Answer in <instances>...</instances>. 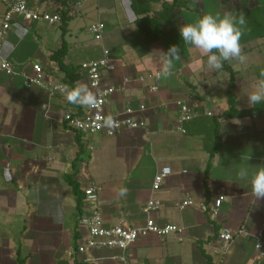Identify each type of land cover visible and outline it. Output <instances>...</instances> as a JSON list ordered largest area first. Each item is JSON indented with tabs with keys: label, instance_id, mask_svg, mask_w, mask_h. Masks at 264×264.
I'll use <instances>...</instances> for the list:
<instances>
[{
	"label": "crops",
	"instance_id": "crops-1",
	"mask_svg": "<svg viewBox=\"0 0 264 264\" xmlns=\"http://www.w3.org/2000/svg\"><path fill=\"white\" fill-rule=\"evenodd\" d=\"M172 1L150 4L148 16L158 19L160 34L149 46L142 41L129 0H88L78 10L75 0L70 6L64 64L79 69L76 84L96 95L81 65L99 59L102 48L108 50L115 70L103 72L102 86L115 92L106 113L122 114L130 107L145 122L143 129L112 138L78 135L66 126L65 115L84 107L66 101L62 74L50 59L60 47L58 26L12 22L2 58L16 74L0 71V264H258L255 245L262 234L264 246V199L255 200L249 179L239 173L246 169L250 177L264 167V104L249 107L244 96L264 71V0H180L188 9L176 8L159 18L162 4ZM30 2L51 14L64 9V0ZM5 9L0 0V15ZM241 12L247 20L240 41L247 60L224 62L234 73L231 93L238 113L227 117L228 72L209 69L207 54L184 44L179 29L203 15ZM97 21L105 25L101 45L88 32ZM172 46L181 57L174 61L173 74L148 79L160 71L161 53ZM34 65L61 91L50 95L27 88L25 79L33 75ZM152 85L156 92H150ZM180 102L196 115L182 125L184 134L177 130ZM163 167L171 174L154 190L153 178ZM66 175L73 176L81 192L98 188L95 206L107 225L123 221L142 226L143 208L154 199L160 204L151 215L154 223L174 225L181 232L140 238L124 261L118 251L78 254L84 233L78 221L90 209L83 200L77 208ZM220 196L224 200L214 218L211 211ZM187 200L192 204L181 208ZM222 228L232 231L234 241L219 258L213 251Z\"/></svg>",
	"mask_w": 264,
	"mask_h": 264
},
{
	"label": "built area",
	"instance_id": "built-area-1",
	"mask_svg": "<svg viewBox=\"0 0 264 264\" xmlns=\"http://www.w3.org/2000/svg\"><path fill=\"white\" fill-rule=\"evenodd\" d=\"M5 5V11L0 15V71L8 76H14L16 73L13 67L2 58L3 45L6 41L8 32L11 30L12 22L22 21L28 23L43 22L49 27L60 26V16L58 13L51 14L38 6L33 5L30 0H1ZM88 0H78L75 9L81 8L82 4ZM121 1V0H120ZM88 32L93 41L102 44L105 33V25L100 22L92 23ZM108 50L102 48L101 57L97 60H91L81 65L89 87L95 91L97 97V105L92 108H83L81 113L67 114L64 117L66 126L82 136H93L102 134L107 138H112L124 130H137L145 128V122L134 117L135 111L130 107H126L122 114L109 115L105 111V106L110 96L115 92L113 87L102 86L103 72H112L115 66L111 60ZM158 73H150L147 78L154 81L158 80ZM140 81H143L140 78ZM27 88H40L48 91L50 95H54L61 91L62 87L45 79L39 65L33 66V75L25 79ZM157 86L152 85L150 92H156ZM144 106H139L138 111L144 112ZM210 116V113H207ZM193 110L185 103H178V126L177 130L184 134L182 125L193 120L195 117ZM109 118H111L109 120ZM171 174L168 167H163L156 172L153 178V189L156 190L164 183L165 179ZM83 202L89 206L88 214L80 217L78 226L84 233H81L82 240L76 246L78 254H86L93 251H118L121 253L120 260L124 261L125 252L134 245L140 238L147 235H155L160 238L167 237L172 234H179L181 229L174 225L157 226L151 218V215L159 210L160 204L157 200H149L143 212L146 216L144 224L140 227H131L125 225L123 221L115 225H107L96 209L98 199V188L89 186L83 190ZM224 197L220 196L214 203L212 209V217L218 215L220 205ZM192 202L187 200L181 205L185 207L191 205ZM218 243L213 254L222 257L226 254L229 247L234 241V234L227 228H222L216 237ZM255 249L258 253V264H264V246L262 242V234L256 237ZM216 264H221V261Z\"/></svg>",
	"mask_w": 264,
	"mask_h": 264
},
{
	"label": "clouds",
	"instance_id": "clouds-1",
	"mask_svg": "<svg viewBox=\"0 0 264 264\" xmlns=\"http://www.w3.org/2000/svg\"><path fill=\"white\" fill-rule=\"evenodd\" d=\"M247 28V20L243 12L226 13L223 16L207 14L195 23L183 24L179 33L183 43L207 54V66L211 70H220L224 62L243 64L247 57L243 54L241 38ZM158 78L167 79L173 74L174 61L181 59L180 49L172 46L162 52ZM255 85L244 96L249 107L264 104V71L260 73ZM65 99L70 104L84 108L95 107L98 103L96 95L83 84L72 87L64 86ZM111 118H109L110 120ZM240 178H248L252 196L256 201L264 199V167L250 177L246 169H241Z\"/></svg>",
	"mask_w": 264,
	"mask_h": 264
},
{
	"label": "trees",
	"instance_id": "trees-1",
	"mask_svg": "<svg viewBox=\"0 0 264 264\" xmlns=\"http://www.w3.org/2000/svg\"><path fill=\"white\" fill-rule=\"evenodd\" d=\"M129 1H130L131 11L137 18L135 20V23L137 25V29L142 35V41L143 43H145L146 46H149L158 40L159 34H160V23L158 19H152L148 16V14L150 13L149 6L150 4L159 2V0H129ZM74 3H75V0H64L63 2L64 9L61 12H59L60 28L62 30L61 38H60V47L58 48L57 51H55L50 56V59L53 62L57 63L59 67V72L62 74L61 83L63 84V86H67L69 88L76 85V83L81 78L78 68L67 66L64 64V57L67 53V44L64 40V34L66 32V26L68 22L71 20V16L69 15L70 6ZM183 6L186 9H188L187 4H184V2L182 1L180 2V0H173L172 3L170 4L163 3L159 18L163 17L164 15L170 12H173L176 8H183ZM71 9H72V6H71ZM222 70L228 72L229 74V84H228V91H227L228 110L223 114V116H227V117L236 116L238 113L235 110V107H236L235 99H234L233 94L231 93V90L234 86V73L227 65H225V63L223 64ZM81 151L82 149L80 148L79 154ZM72 178H73L72 175H66L65 181L71 187L73 195L76 196L77 208H80L84 194L83 192H81L79 186L77 185L76 182H74Z\"/></svg>",
	"mask_w": 264,
	"mask_h": 264
},
{
	"label": "rangeland",
	"instance_id": "rangeland-1",
	"mask_svg": "<svg viewBox=\"0 0 264 264\" xmlns=\"http://www.w3.org/2000/svg\"><path fill=\"white\" fill-rule=\"evenodd\" d=\"M79 18H77V21H79L78 20ZM82 23H85V20L82 18ZM81 21H80V23H81ZM87 21V20H86ZM56 33L59 35L60 33H62L60 30H59V28L58 27H56ZM84 36H85V39H87V40H89V37H87L86 36V34H84ZM92 38V37H91ZM92 40V39H91ZM93 41V40H92Z\"/></svg>",
	"mask_w": 264,
	"mask_h": 264
}]
</instances>
